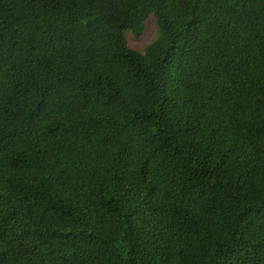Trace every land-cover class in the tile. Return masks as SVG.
Segmentation results:
<instances>
[{"label":"trees","instance_id":"obj_1","mask_svg":"<svg viewBox=\"0 0 264 264\" xmlns=\"http://www.w3.org/2000/svg\"><path fill=\"white\" fill-rule=\"evenodd\" d=\"M0 264H264V0H0Z\"/></svg>","mask_w":264,"mask_h":264},{"label":"rangeland","instance_id":"obj_2","mask_svg":"<svg viewBox=\"0 0 264 264\" xmlns=\"http://www.w3.org/2000/svg\"><path fill=\"white\" fill-rule=\"evenodd\" d=\"M132 34V33H131ZM157 35V24L156 21L149 22V26L147 28V32L145 36L140 41H135L133 38L134 35L129 36V46L131 49H136L139 51L144 50V47L151 43V41L156 37Z\"/></svg>","mask_w":264,"mask_h":264}]
</instances>
